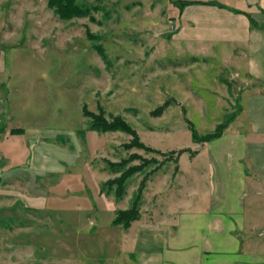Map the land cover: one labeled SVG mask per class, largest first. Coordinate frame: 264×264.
Returning <instances> with one entry per match:
<instances>
[{
	"label": "rangeland",
	"instance_id": "1",
	"mask_svg": "<svg viewBox=\"0 0 264 264\" xmlns=\"http://www.w3.org/2000/svg\"><path fill=\"white\" fill-rule=\"evenodd\" d=\"M76 1L91 15L62 20L48 0H0V264H135L136 232L198 210L192 195L206 186L188 162L207 142L192 132L224 134L249 87L221 51L182 44L177 0ZM84 107L134 134L93 129ZM132 141L150 150H127ZM132 155L129 166L149 164L124 198L101 193L118 176L108 163ZM152 171L140 218L114 224Z\"/></svg>",
	"mask_w": 264,
	"mask_h": 264
},
{
	"label": "crops",
	"instance_id": "2",
	"mask_svg": "<svg viewBox=\"0 0 264 264\" xmlns=\"http://www.w3.org/2000/svg\"><path fill=\"white\" fill-rule=\"evenodd\" d=\"M177 1L182 44L199 56L221 51L220 65L249 87L226 132L188 162L192 182L206 186L192 195L198 210L136 232L135 264H264V221L254 214L264 213V0Z\"/></svg>",
	"mask_w": 264,
	"mask_h": 264
},
{
	"label": "trees",
	"instance_id": "3",
	"mask_svg": "<svg viewBox=\"0 0 264 264\" xmlns=\"http://www.w3.org/2000/svg\"><path fill=\"white\" fill-rule=\"evenodd\" d=\"M183 4H189L188 2H184ZM48 7L53 9V11L62 19V20H70L74 17H82V16H90L91 15V8L89 7H82L80 6L76 0H48ZM252 25H255L252 23ZM166 105L158 107L152 114L154 113L155 116H159L165 109ZM83 114L87 116L92 121L93 129H98L101 131H111L117 128L128 134H134V131L131 127L124 122L119 117L116 118L115 122L108 123V121L99 115H94L88 113L84 107ZM225 127L227 125H224ZM224 127V128H225ZM223 128V127H222ZM223 131V130H222ZM222 131H218L213 135H207L204 138H200L197 132H192V138L194 142L203 144L205 142L212 141L217 139L223 135ZM4 129L0 127V133H3ZM11 135H24L25 130L22 128H14L11 130ZM138 146L144 149H148L147 147H143L140 142L132 141L129 144L125 145L127 150H131L133 147ZM187 151V150H185ZM181 151V152H185ZM192 155H195L197 152L190 151ZM134 160H138L135 155L130 156L128 159L123 160L119 163H111L109 162V167L115 171V174H118L114 179L108 180L104 182L101 186V193H105L107 195L114 194L117 200H122L126 194L127 185L129 178L136 175L137 173H144L145 168L149 164L148 161H142L140 165H131L129 166L128 163L133 162ZM156 171L149 172L145 175V179L141 182L139 188L134 193L133 198L131 199V205L128 209L119 211L117 218L113 221L114 224L122 225L128 228L134 221L140 218V209L142 206V196L143 191L149 176L153 175Z\"/></svg>",
	"mask_w": 264,
	"mask_h": 264
}]
</instances>
